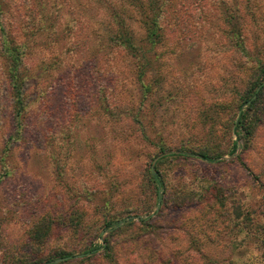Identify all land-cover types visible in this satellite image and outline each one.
<instances>
[{
    "label": "rangeland",
    "instance_id": "374dc122",
    "mask_svg": "<svg viewBox=\"0 0 264 264\" xmlns=\"http://www.w3.org/2000/svg\"><path fill=\"white\" fill-rule=\"evenodd\" d=\"M108 1L33 0L45 25L58 30L68 27L66 20H82L70 36L89 38L80 53L63 55L69 32L29 34L28 127L13 147L14 173L0 184V264L42 263L58 252L74 255L59 264H264V92L247 111L248 138L235 132L239 98L264 65V0H237L240 27L226 22L235 0L185 3L183 39L160 48L146 69L150 89L143 99L134 65L125 60L110 64L117 71L108 76H99L103 60L93 72L90 65L81 73L89 63L73 70L76 58L88 61L98 49L110 25ZM20 2L19 20L28 12ZM125 21L136 38L143 35L134 16ZM0 91L2 143L12 125L4 84ZM159 145L166 153L183 148L219 156L162 161L158 204L146 167L163 155ZM126 214L149 216L148 225L134 218L110 235L108 248L80 254L108 236L105 215ZM40 222L47 223L46 236L36 241Z\"/></svg>",
    "mask_w": 264,
    "mask_h": 264
},
{
    "label": "trees",
    "instance_id": "16d2710c",
    "mask_svg": "<svg viewBox=\"0 0 264 264\" xmlns=\"http://www.w3.org/2000/svg\"><path fill=\"white\" fill-rule=\"evenodd\" d=\"M28 7V12L24 14L23 19L27 18L31 21V26L26 27L25 24L20 21L19 14L17 13L21 8L20 0H0V84H4L6 87V101L8 102L9 118L11 121V129L7 137L0 143V184L6 177H9L14 173L15 167L12 164L10 157L13 154V147L20 140H23L26 136L28 127V102L26 95V88L30 80V65L28 64V58L32 51V46L29 44V34L35 38L40 31L53 30L54 35L59 33L69 32V38L71 43L64 45V50L61 54H69L74 51L75 54L80 53L83 46L88 42L87 37H82L83 41L78 40L77 37L70 36V33L77 32L78 27L82 20L75 21L74 18L66 20L65 23L68 27H61L60 29L54 28L52 23L45 25L46 21L39 16L37 6L33 5V0H24ZM109 0L105 11H108L110 18L109 27H105L103 32H100L98 49L93 50V54L89 57L88 61L76 58V65L73 67L74 71H79L82 64L89 63V65L82 70V74L89 72V66L92 65L91 72L98 68L99 61L103 60L105 65L104 69L100 71L99 76L110 75L109 72L113 73L117 70L110 66L114 65L117 59L125 60L126 64H133L135 79L139 80V95L143 99L145 93L150 89V86L144 82V75L146 69L150 67L156 59L158 60L161 56L160 48H163L170 43L172 39L182 40L180 32L183 29L179 27L188 26L189 21L185 20V16L182 14L188 6L185 7V3L191 2V0H114V3ZM105 2V0H104ZM127 3V4H126ZM197 7V6H196ZM242 6L237 0L233 3V9L226 17L228 27H240L239 19L236 12L241 10ZM172 9V10H171ZM199 9L193 7V11L197 12ZM226 12L230 9L226 8ZM36 11V13H35ZM125 11H129L130 14L125 15ZM18 14V17L16 15ZM134 16L137 19L140 29L143 35L140 38L135 37V30L127 27L125 17ZM16 18V19H15ZM169 18V19H168ZM22 19V20H23ZM178 27V28H177ZM81 28V27H79ZM74 31V32H72ZM234 32V43L238 47L240 52L244 53L246 50L243 38ZM102 34V35H101ZM69 41V42H70ZM86 46V45H85ZM91 50V49H90ZM89 56V55H88ZM136 63V64H134ZM116 66V65H114ZM98 72V71H97ZM70 79V78H69ZM70 82V81H69ZM72 82L73 79H72ZM71 89L72 86H70ZM99 89V91H98ZM110 84L103 87L104 98L108 99L107 90L109 91ZM100 88H97V92H100ZM264 92V65H260L257 74L249 83L246 91L239 98L240 102L237 106L239 110L238 119L235 124V132L238 134L239 130H244L245 139L248 138L249 131L245 127V119L247 111L252 108L257 100L263 95ZM0 102L2 101L3 95L0 91ZM110 96V94H109ZM104 101V100H103ZM105 104V101H104ZM247 105V109L243 110V106ZM0 104V127L2 123L1 108ZM5 116V112L3 113ZM6 117V116H5ZM240 136V134H238ZM237 143L234 142L230 149V152L236 150ZM163 153L156 162L149 167H146V173L148 175L147 187H152L154 192L155 200L163 202L164 198L161 196V189L164 188V182L162 179L161 172L158 169V165L166 158L171 157H183V158H198L207 162H215L218 153H210L207 150L193 151L192 149L185 150L183 148L165 152V148L159 145V153ZM158 154L155 155V157ZM150 187V188H151ZM134 218L142 224L148 225L149 216L140 217L126 214L123 216H110L105 215L102 224V231H109L108 236H105L103 243L98 245L91 243L86 249L80 254L82 256L96 253L100 248H108V239L110 235L114 234L117 230L122 227L132 224ZM77 222V221H75ZM78 225L77 223H73ZM40 222L33 230V235L36 241H43L46 236L45 226ZM74 256L70 253L58 252L57 257H50L41 263L40 260H33L30 262H24L22 264H59L56 262L58 259L63 260L68 257Z\"/></svg>",
    "mask_w": 264,
    "mask_h": 264
},
{
    "label": "water",
    "instance_id": "95a60500",
    "mask_svg": "<svg viewBox=\"0 0 264 264\" xmlns=\"http://www.w3.org/2000/svg\"><path fill=\"white\" fill-rule=\"evenodd\" d=\"M237 119H238V117H237ZM237 119H236V121H237ZM236 121H235V124H236ZM59 260V259H58Z\"/></svg>",
    "mask_w": 264,
    "mask_h": 264
}]
</instances>
